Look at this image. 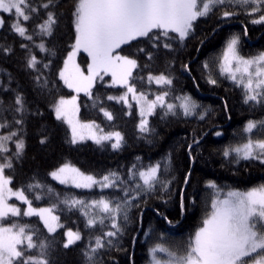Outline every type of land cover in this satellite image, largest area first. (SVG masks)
<instances>
[{
    "label": "trees",
    "instance_id": "16d2710c",
    "mask_svg": "<svg viewBox=\"0 0 264 264\" xmlns=\"http://www.w3.org/2000/svg\"><path fill=\"white\" fill-rule=\"evenodd\" d=\"M31 2L39 11L30 21H22L29 28V34L39 31L36 25L46 18L49 10L56 13L57 24L51 36L34 35V40L28 41L11 29L12 14L4 13L0 49L10 47L12 50L9 53L0 50V121L8 122V127L1 132L5 135L17 132V136L10 141L9 152L0 154V161L5 162V157L12 158L13 167L5 169L11 177L10 186L22 189L33 207L53 208L63 227L49 233L35 215L9 216L3 223L28 225L35 232L37 242L48 243L51 264H145L151 256L149 250L157 243L183 254L189 238L210 211L216 194V190L208 187V181H214L221 193L229 189L246 191L264 184V163L255 159L237 162L235 153L229 157L223 155L225 148L244 141L247 122L264 119V103H245L243 87L220 70L221 54L234 34L241 37L239 51L242 56L264 51V23H252L264 12L249 15L248 9L252 5L225 4L216 7L208 16L198 18L194 22V31L183 41L174 32L165 37L161 30H153L151 40L140 37L121 45L118 51L122 56L137 61L138 67L133 69L130 81L137 91L150 97L168 92L167 103L177 107L175 114H165L166 108L158 106L149 119V131L141 132L136 106L131 107L130 112L124 102L108 99L123 95L126 89L112 85L110 75L104 74L103 79L98 77L91 96L80 95V118L84 122H96L105 134L120 132L121 146L113 149L114 138L102 144L93 141L73 144L70 128L57 120L53 112L60 97L68 98L74 93L60 79L59 72L75 42L72 11L76 0H56V6L47 10L39 7L47 0ZM224 11L236 14L225 18L222 16ZM42 41L48 51L37 47ZM165 43L171 47L165 48ZM21 44L28 48H22ZM31 54L41 61L37 65L39 73L27 67ZM79 58L85 67L90 62L84 52H80ZM43 64L49 67L44 68ZM38 74L41 84L47 81L46 86L37 83L35 77ZM158 74L169 76L172 84L156 85L148 81L149 75ZM210 79L216 80V84L210 83ZM17 93L25 99L23 114L13 110ZM183 95H189L198 105L187 116L178 105L177 97ZM101 108L110 112L113 118L107 119ZM18 119H23V124L14 122ZM17 139H23L25 143L19 158L13 155ZM42 139L44 143H41ZM157 162L160 163L159 179L151 190L143 187L138 176L130 175V172H138ZM65 163L93 173L98 179L115 172L120 180L116 187L109 188L96 185L85 189L61 184L49 174ZM133 165H136L135 169ZM137 183L141 184L139 195L131 191L130 195L135 199L125 205L124 189H134ZM36 184L41 187H29ZM102 197L113 204H121L122 210L117 217L120 231L114 237L104 238L105 246L97 250L90 262L85 252L90 243L94 245L97 236L113 230L111 219L106 217L103 224L98 222L88 227L89 217L83 214L84 211L90 215L104 214L91 208H70L64 201L75 198L89 203ZM68 229L79 231L82 239L64 248ZM37 251L30 250V253L37 254ZM159 256L167 258L166 254Z\"/></svg>",
    "mask_w": 264,
    "mask_h": 264
},
{
    "label": "snow or ice",
    "instance_id": "6c2138e0",
    "mask_svg": "<svg viewBox=\"0 0 264 264\" xmlns=\"http://www.w3.org/2000/svg\"><path fill=\"white\" fill-rule=\"evenodd\" d=\"M225 4L247 7L249 15L264 12V0H76L72 11L73 26L75 31V42L71 45L72 50L64 60L63 68L59 72V77L70 89H74L77 94L84 92L91 96V89L96 79H103L104 74L111 73L112 84L123 86L126 91L119 97L109 96V100L122 101L128 103V96L140 105V131L147 132V117L154 114L159 106L166 108V113L175 114L176 105L167 103L168 92L157 95L155 99L148 100L143 92H137L136 86L130 81L133 79V69L138 67L137 61L128 56L119 54L121 45L129 44L140 37L152 39L150 35L153 30H161L165 37L169 32L178 34L179 40L183 41L194 31V22L198 18L208 16L216 7ZM56 6V0H47L39 7L49 9ZM39 11L33 6L31 0H0V12L12 14L14 22L11 29L20 37L33 41L34 35L51 36L57 24L56 13L49 10L46 18L36 25L38 32L29 34V28L22 21L27 22L33 18V14ZM234 12L224 11L222 16L227 18L235 15ZM5 23L4 17L0 16V27ZM252 23H264V14L258 19H253ZM247 29H245V34ZM159 39V37H156ZM241 37L232 35L228 40L221 57L220 70L222 74H227L228 78L243 87L245 92V103H264V52H260L250 58H245L239 53ZM165 48L171 45L165 43ZM22 48L28 45L21 44ZM41 51H48L42 41L37 45ZM3 52H11L10 47H4ZM83 50L91 58V63L87 67V75L76 63V56ZM41 61L35 54H31L27 60V67L40 72L37 65ZM235 65V67L233 66ZM44 68L49 67L43 64ZM187 67V66H185ZM207 68L208 65L205 64ZM38 84H41V75L35 77ZM148 81L156 84L171 85L172 80L164 74L158 76H148ZM210 83L216 84V80L210 79ZM44 80L41 86H46ZM181 100L179 107L183 109L184 115H190L198 107L190 96L177 97ZM131 107V105H129ZM57 120H62L71 130V142L73 144L85 139H92L96 144L104 141H112V148L121 146L123 137L120 132L102 133L103 130L94 122H81L78 118L79 105L77 95L70 99L60 97L53 106ZM16 113L23 114L25 111V99L21 93H17L14 101ZM105 117L111 120L112 114L101 108ZM16 124H23V119L14 121ZM264 127V121H249L245 127V132L252 133L253 129ZM8 127L7 120L0 121V129ZM220 135V133H216ZM17 132H9L7 135H0V154L8 153L7 141L13 140ZM45 141L42 139L41 143ZM191 148V145L189 146ZM16 151L13 155L19 158L25 148L23 139L15 140ZM235 153L237 162L243 160H259L264 163V139H252L249 137L246 143L235 147H227L223 151L225 157ZM13 167L12 158L5 157V162L0 163V264H51L49 259V245L46 241L34 239L35 232L29 229L28 225L11 223L5 226L2 223L5 218L23 216H39L49 233H55L63 225L59 223V217L53 215V208H33L32 202L28 200L23 190L13 191L9 186L11 177L5 175V169ZM136 165H133V169ZM160 163L149 165L146 169L138 172H130L135 178L139 177L145 189L151 190L158 181ZM53 179L61 184H72L76 188L90 189L96 185L101 188L116 187L120 177L115 172H110L99 180L92 175H86L79 168L65 163L49 174ZM188 178H185V184ZM41 187V185H29ZM208 187L216 190V194L211 201L210 211L201 221V226L196 229L189 238L186 250L183 254H178L163 244L157 243L150 250L151 264H264V184L252 187L246 191L231 190L221 193L214 181H208ZM141 184L137 183L134 189L125 188L126 199L124 204H130L135 196L130 192L135 191L139 195ZM52 190L49 189V192ZM27 204V209H21L9 203L10 197ZM40 199V196H36ZM70 208L81 207L82 209H95L98 213L90 215L88 211L83 214L87 219L88 227L95 226L98 222L104 223V219H111L112 231L104 233L95 238V243L89 244L85 256L91 262L97 250L105 246V237H114L120 231L117 217L122 208L120 203L101 198L86 203L75 198L64 201ZM181 206L183 207V195L181 196ZM126 218V217H125ZM171 223V221H169ZM66 242L63 247L68 248L82 239L79 231L68 230ZM147 235V233H146ZM111 244V240L108 241ZM30 250H38L37 254H31ZM158 254H166V259H162Z\"/></svg>",
    "mask_w": 264,
    "mask_h": 264
},
{
    "label": "rangeland",
    "instance_id": "374dc122",
    "mask_svg": "<svg viewBox=\"0 0 264 264\" xmlns=\"http://www.w3.org/2000/svg\"><path fill=\"white\" fill-rule=\"evenodd\" d=\"M5 14H9V13H5ZM0 16H3L4 17V13L3 12H0ZM228 42V41H227ZM227 44V43H226ZM225 47H226V45H225ZM225 47H224V49H225ZM224 49H223V51H224ZM239 50V49H238ZM80 52H84L83 50H80ZM80 52H78V54H77V56H76V58H75V60H76V63L77 64H79L80 65V68L85 72V75H87V67H88V65L91 63V58H90V62L88 63V65L85 67L83 64H82V62H81V60H80V58H79V54H80ZM264 52V51H263ZM84 53H86V52H84ZM239 53H240V51H239ZM119 54L120 55H122L120 52H119ZM86 55H88L87 53H86ZM222 55H223V52H222V54H221V57H222ZM241 55V54H240ZM242 56V55H241ZM253 56H255V55H253ZM244 57V56H243ZM250 57H252V56H248V57H245V58H250ZM67 58V57H66ZM131 59H133V58H131ZM234 67H235V65H233ZM63 68V67H62ZM108 76L110 75L111 76V73H108L107 74ZM158 75H160V74H158ZM158 75H152V76H158ZM167 76V75H166ZM169 77V76H168ZM170 78V77H169ZM112 79V78H111ZM97 80V79H96ZM96 82V81H95ZM153 83L154 84H156L154 81H153ZM95 84V83H94ZM94 84H93V86H94ZM111 84H112V80H111ZM113 85V84H112ZM156 85H163V84H156ZM116 86H119L120 87V85H116ZM67 87V86H66ZM123 87V86H122ZM68 88V87H67ZM68 90H71L72 92H74L73 93V95L72 96H74V95H77V104L79 105V113H78V118H79V120L81 121V118H80V95L81 94H85L84 92H80L79 94H77L76 92H75V90L74 89H70V88H68ZM138 92V91H137ZM139 93V92H138ZM146 96H147V99L148 100H153V99H155V97L157 96H154V97H150L149 95H147V94H145ZM160 95V94H159ZM72 96H69L68 98L67 97H64V98H66V99H70ZM183 96H186V95H183ZM183 96H181V97H183ZM187 96H189V95H187ZM192 98V97H191ZM192 100H193V98H192ZM167 102V101H166ZM180 103H181V100H179V103H178V105H180ZM127 107H128V110L131 112V107H133V106H136V108H137V110H138V114L140 115V105L137 103V101L136 100H134V99H132V96H131V94H129V96H128V103H124ZM129 105H131V107H129ZM54 112V111H53ZM150 117H151V115L150 116H148L147 117V119H148V122H149V119H150ZM140 121H141V116H140V120H139V125H140ZM262 121H264V119L262 120ZM64 122V121H63ZM81 122H84V121H81ZM258 122H260V121H258ZM65 123V122H64ZM85 123H87V122H85ZM96 123V122H95ZM248 123V122H247ZM97 124V123H96ZM66 125H67V123H66ZM98 125V124H97ZM247 125V124H246ZM99 126V125H98ZM69 127V126H68ZM246 127V126H245ZM100 128V127H99ZM71 132V131H70ZM98 134H105V133H99L98 132ZM245 134V139H244V141H242V142H240L238 145H241V144H243V143H246L247 142V139L249 138V137H251L252 139H254V140H256V139H264V127H260L259 126V124H258V127L257 128H255V129H253V131H252V133H248V132H245L244 133ZM0 135H5L4 133H2L1 132V129H0ZM84 141H93L92 139H85V140H83V141H78L77 143H79V142H84ZM94 142V141H93ZM115 142V141H114ZM9 145H10V141H7L6 142V146L9 148ZM238 145H236V146H238ZM235 147V146H234ZM0 163H3L2 161H0ZM68 164H71L72 166H74V167H76V168H79L78 166H76V165H74V164H72V163H68ZM64 165V164H63ZM61 167V166H60ZM59 168V167H58ZM58 168H56V169H58ZM56 169H54L53 171H55ZM80 169V168H79ZM81 170V169H80ZM81 172H83V173H85L86 175H92V176H94V177H96L93 173H88V172H85V171H82L81 170ZM5 175L6 176H8L6 173H5ZM96 179L97 180H99L97 177H96ZM72 185V184H71ZM10 186V185H9ZM12 189H13V191H17V190H22V189H16V188H13L12 186H10ZM231 190H236V189H229V190H226L225 192H223V193H227L228 191H231ZM240 191H244V190H240ZM222 193V194H223ZM93 201V200H92ZM9 203L10 204H13V205H15V206H17V207H19L20 209H21V211L23 212V211H25L26 209H27V204H26V206L25 207H23V204H24V202L23 201H21V200H18L16 197H14V196H12V197H10L9 198ZM33 207V206H32ZM33 208H37V209H39V208H51V207H33ZM53 215H55V216H57V214L54 212V209H53ZM3 223V222H2ZM59 223H60V221H59ZM61 224V223H60ZM7 225H9V224H5V226H7ZM60 228H58L57 230H59ZM56 230V231H57ZM68 230H70V229H68ZM68 230H66V232L68 231ZM73 231V230H72ZM75 232V231H74ZM160 255V254H159ZM158 255V256H159ZM160 257V256H159ZM145 264H151V256H150V259L148 260V261H146L145 262Z\"/></svg>",
    "mask_w": 264,
    "mask_h": 264
}]
</instances>
